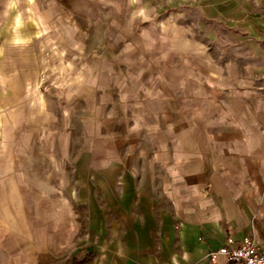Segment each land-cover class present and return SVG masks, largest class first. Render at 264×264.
<instances>
[{
    "label": "rangeland",
    "instance_id": "1",
    "mask_svg": "<svg viewBox=\"0 0 264 264\" xmlns=\"http://www.w3.org/2000/svg\"><path fill=\"white\" fill-rule=\"evenodd\" d=\"M36 4L46 24L35 34V48L21 55L24 60L38 58L39 78L24 82L23 96L9 116L50 127L40 129L39 202L29 201L24 209L25 215L38 218L41 251L63 254V220L69 217L62 176L55 178L56 196L47 194V173L53 168V153L47 150L55 147L56 170L67 168V149L73 158L83 144L79 133L89 123L119 121L129 134L133 126L144 124L152 136H159L161 127L162 136L166 130L171 138L169 161L179 159V133L187 143L209 137L215 140L216 154L228 148L233 155L247 156L251 175L256 159L264 170V156H257L264 154V0ZM181 179L192 188L207 180ZM21 183L30 187L24 173ZM184 195L205 202L216 197L207 192ZM52 232L55 240H47ZM62 260L57 257V263Z\"/></svg>",
    "mask_w": 264,
    "mask_h": 264
},
{
    "label": "crops",
    "instance_id": "2",
    "mask_svg": "<svg viewBox=\"0 0 264 264\" xmlns=\"http://www.w3.org/2000/svg\"><path fill=\"white\" fill-rule=\"evenodd\" d=\"M38 1L0 0V264H211V252L228 239H264V170L257 163L262 160L256 159L251 175L246 155L228 148L216 154L212 138L187 143L181 132L179 159L169 161L166 130L162 136V128H156L159 136H152L139 124L129 134L117 121L83 127V144L73 158L67 149V168L56 170L55 147L48 148L53 168L47 194L56 196L55 178L62 176L69 217L63 220V254L41 251L38 218L24 209L29 201L39 202L40 129L50 127L9 116L24 82L39 78L38 58L21 55L35 48V34L46 24ZM210 142L212 147L202 148ZM23 173L30 183L26 189ZM189 176L207 180L186 187L179 178ZM185 192L216 197L196 201ZM13 235L17 239L10 240ZM47 240H55L53 232ZM59 256L63 260L57 263ZM219 264L231 263L220 257Z\"/></svg>",
    "mask_w": 264,
    "mask_h": 264
},
{
    "label": "built area",
    "instance_id": "3",
    "mask_svg": "<svg viewBox=\"0 0 264 264\" xmlns=\"http://www.w3.org/2000/svg\"><path fill=\"white\" fill-rule=\"evenodd\" d=\"M220 257L231 264H264V239L247 236L238 243L228 239L210 254L211 264H219Z\"/></svg>",
    "mask_w": 264,
    "mask_h": 264
}]
</instances>
